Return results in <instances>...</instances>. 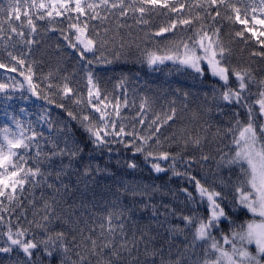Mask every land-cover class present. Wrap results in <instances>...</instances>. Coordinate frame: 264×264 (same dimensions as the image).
I'll return each instance as SVG.
<instances>
[{"label": "snow or ice", "instance_id": "obj_1", "mask_svg": "<svg viewBox=\"0 0 264 264\" xmlns=\"http://www.w3.org/2000/svg\"><path fill=\"white\" fill-rule=\"evenodd\" d=\"M160 17L165 22L156 27ZM37 20L48 27L39 28ZM64 21L66 28L56 27ZM42 31H58L73 50L86 97L68 75L57 80L49 72L34 81V61L26 56ZM0 40L9 57L0 69L23 77L0 80L6 118L0 125V264H264V0H8L0 3ZM17 44L27 52L9 50ZM237 44L247 50L244 63L232 59ZM133 48L149 69L171 62L194 79L210 74V91L192 107L193 97L177 87L161 111L144 97L129 130L121 115L129 106L125 78L117 84L124 89L121 105L89 66L111 64ZM31 97L44 101L34 106L48 135L9 111V101ZM48 105L62 109L68 121L57 127ZM184 117L188 122L177 127ZM164 129L175 130L164 135ZM208 142L223 146L213 155L204 151ZM112 145L132 151L129 169L140 167L134 159L140 154L151 172L186 181L178 189L183 199L173 191V203L157 205L152 200L160 185L125 182L103 213L69 203L71 175L91 176L95 154H111ZM210 160V173L198 175ZM95 171H102L98 164ZM45 188L51 195L45 197ZM138 207L151 209L144 227H138Z\"/></svg>", "mask_w": 264, "mask_h": 264}, {"label": "trees", "instance_id": "obj_2", "mask_svg": "<svg viewBox=\"0 0 264 264\" xmlns=\"http://www.w3.org/2000/svg\"><path fill=\"white\" fill-rule=\"evenodd\" d=\"M8 0H0V3L6 4ZM39 28L43 29L48 27L45 21H35ZM132 24L133 21L129 19L127 21ZM165 22L163 17L157 18L154 21V25L159 27ZM19 23V22H16ZM93 24H98L97 21H92ZM56 27H67V22L64 21L62 25H56ZM25 31H27L25 29ZM225 29V33H227ZM135 33L136 30L133 29ZM166 36H171L170 33H166ZM39 42L32 47L31 54L26 56L29 62H33V71L35 73V82L40 83L39 77L43 74L46 75L49 72L57 74V80L59 76L68 75L70 77V86L79 92H82L85 97L87 96L86 79L83 68L77 62L78 58L75 54L71 53V50L67 48L65 41L60 37V33L57 32H40L35 37ZM18 39V38H17ZM225 41L228 37L225 34ZM252 43H255L253 40ZM57 44L61 47L57 49ZM148 47L153 45L148 44ZM244 46L242 44L233 45L234 54L233 61L244 63L247 61V50L241 52L240 49ZM10 51L19 53L20 51L27 52V48L23 45L17 44L15 49L9 48ZM109 59H112V53L109 50L105 53ZM0 61L5 63L9 62L4 49V41L0 40ZM100 65H104V68H100ZM96 66V68L92 67ZM90 68L93 70L95 77L99 80L102 89L106 90L110 94V99L119 98L121 104L124 101V92H119L120 87H117L118 82L125 78L124 88L127 90V99L129 102L128 108L124 110V117L126 125L131 128V124L134 123L133 117L136 116L139 111V105L144 97H147L152 103L154 111H161L167 107V101L172 99L176 93L174 89L177 87L182 90H186L190 93L192 99V107L203 101V92L210 91V85L214 82L210 74L206 75L203 81L199 78H193L190 72H177L176 67L171 62H166L164 65H160L158 70L149 69L146 63L138 62V53L135 48L132 49L131 55H122L120 59H113L111 64H99L92 65ZM43 87V85H41ZM59 99V97H57ZM44 103V101L40 100ZM54 108L52 112V118L56 121L57 127H60L64 122L68 121L67 114L62 110L50 105ZM73 111H78V106L74 104L67 105ZM151 116V113H149ZM219 119V118H217ZM187 117L178 121L177 127L181 123H187ZM73 132L79 137L82 132L76 128L75 122H70ZM139 128L140 126L137 125ZM175 129H164L162 130L164 135L170 134ZM55 135V133H53ZM227 144V141H224ZM220 145L219 142H208L204 145V151L206 153L216 154V148ZM113 151L111 154L105 150L103 155L95 154L92 159V175L88 177H80L77 180V175L72 174L70 177V183L72 184L74 191L67 195L65 199L69 203L75 202L77 207L80 206L81 202L88 205L89 212L95 211L96 213H103L105 205L110 204L112 200V194L115 192L117 187H122L125 182L137 183L140 185H160L161 192L153 194L152 202L159 205L161 201L166 203H173L172 192H177L178 200H182L183 197L178 192V189L186 185V181H182L180 178L173 177L168 180L166 175L156 176L150 171L149 166L143 162V157L140 154H136L135 160L140 165L139 168L133 170L127 167V161L133 159L131 150L124 149L122 145H112ZM196 155H199L197 152ZM87 160L88 158L85 157ZM99 165L100 171H95L96 165ZM214 167V162L209 161L203 170L198 172V175H204V173H210ZM170 175V173H169ZM68 181V178H65ZM87 185V188H85ZM191 190V188H190ZM151 191V189H149ZM40 189H37L35 195L38 202L40 197ZM45 197L51 195V191L44 189ZM164 193H167L166 195ZM27 195V192L25 193ZM147 199V198H145ZM127 200L125 201V203ZM27 206V201H24ZM179 207H184L183 204H178ZM66 207V205H65ZM84 211V209H81ZM29 218L31 219V210L28 212ZM151 216V209L141 210L139 207L136 211V217L140 220L138 227H144L149 223V217ZM84 218H88L86 213ZM163 219V217H161ZM131 223H129V229H132ZM153 228L155 226L153 225ZM99 229H97L98 231ZM163 232V229H159Z\"/></svg>", "mask_w": 264, "mask_h": 264}, {"label": "rangeland", "instance_id": "obj_3", "mask_svg": "<svg viewBox=\"0 0 264 264\" xmlns=\"http://www.w3.org/2000/svg\"><path fill=\"white\" fill-rule=\"evenodd\" d=\"M57 20H61L62 18L57 17ZM257 29L259 30V26H257ZM253 40L255 41V38H253ZM66 43V42H65ZM71 50V53H73V50ZM74 54V53H73ZM100 68H104V65H100ZM19 67V66H18ZM90 67V66H89ZM93 68L96 66H92ZM9 76H14L16 77V79L18 80H23V77L20 76L18 74V72H5L4 69H0V80H5L7 79ZM34 81H35V76H34ZM119 92H124V89H120ZM2 93H0V97H2ZM19 95V93H17V96ZM26 95H29L26 93ZM9 104L13 105V108H9V111H15L16 115L24 120L25 122L31 120L33 122V124L38 128V130L42 129L45 132V135H48V127L47 125L42 124V122L40 124H37V115L36 113L38 112V108L34 106L35 105H42L44 104L43 102H41L40 100H37L36 97H31L29 101L25 102L19 99H14L12 101H9ZM122 105V104H121ZM47 107L50 108L51 110V116H52V112L54 110V108L50 105H48ZM20 108H25L27 109V111L25 113H21L20 112ZM125 108L122 107L121 109V115H124V110ZM109 111H111V108H109ZM5 116H4V105L2 102H0V125H2L5 122ZM124 123L126 124V122L124 121ZM154 173V172H153ZM154 175L156 176H161L164 174H159L157 175L156 173H154Z\"/></svg>", "mask_w": 264, "mask_h": 264}]
</instances>
